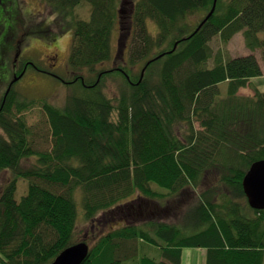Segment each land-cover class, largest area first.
Wrapping results in <instances>:
<instances>
[{"label": "trees", "instance_id": "16d2710c", "mask_svg": "<svg viewBox=\"0 0 264 264\" xmlns=\"http://www.w3.org/2000/svg\"><path fill=\"white\" fill-rule=\"evenodd\" d=\"M42 1L71 20L75 77L59 79L76 90L63 106L38 102L52 139L40 151L26 116L37 100L15 86L31 68L51 73L20 56L10 79H0L7 87L0 100V178H7L0 185V263L51 264L85 242L82 264H182L186 249L206 251V264H264V210L250 206L243 187L251 166L264 160V92L239 95L263 71L256 55L231 58L211 45L242 33L264 59V0H132L128 65L102 71L125 0ZM83 3L92 7L89 20L74 18ZM111 74L125 80L116 100L102 90ZM30 158L36 163L24 168ZM186 197L192 201L179 222L160 215ZM76 200L86 222L101 229L91 243L76 237ZM137 206L141 224L132 218Z\"/></svg>", "mask_w": 264, "mask_h": 264}, {"label": "rangeland", "instance_id": "374dc122", "mask_svg": "<svg viewBox=\"0 0 264 264\" xmlns=\"http://www.w3.org/2000/svg\"><path fill=\"white\" fill-rule=\"evenodd\" d=\"M131 6L132 4L128 3L124 5L122 8L123 10L121 9L122 16L120 19V27L119 30L117 29L114 32L112 39V58L110 61L99 65V71L116 69L118 67L124 68V66L127 67L126 65H128L129 53L133 40ZM3 9L4 10L0 11V79H10L11 71L9 67H13L12 64H14V66L21 65L19 61L23 56L36 59L43 68L51 74H54H50V76L43 75L31 68L28 73L23 75L24 77L20 81V78L17 80L18 82L15 86L17 93L21 97L37 100V104L26 112V116L28 124L33 127L36 134L38 150L43 151L42 149L51 148L52 139H47L45 136L47 127L46 117L38 106V102L40 104L41 100L47 99L56 106H63L68 97L76 90V88L60 82V77L68 81L75 77L71 72L69 64L73 45V26L70 19H62L60 16L57 17L53 9L42 0H7L3 3ZM91 12V5L83 3L74 10V18L89 20ZM147 26L149 32L153 36L158 34L159 29L154 21H147ZM262 36L264 37V35ZM211 45L215 51L219 48L225 50L231 58L248 56L251 54L256 55L261 64L263 76L251 80L247 87L239 91V95L243 97H254L256 90L264 92L263 50L259 49L252 52L248 49L242 33L236 35L226 44L221 41L220 37H215ZM142 66L141 64L136 67L134 72H140ZM12 67L11 70H13ZM81 74L88 79H93L94 76H92L88 70H84ZM12 78L15 80L14 75ZM124 82L125 80L121 75L111 74L104 79L102 90L107 96L116 100L125 89ZM225 85L226 84H223L222 86L225 87ZM6 88V85L0 84V100L4 94H6L4 91ZM196 128L199 129L198 123H196ZM0 133L2 134L1 130ZM35 163L36 159L30 158L23 162V167L29 168ZM6 180L7 178L5 176L1 177L0 185L5 183ZM25 188H27L25 181L19 183V190L17 192L18 200L21 198L22 194H24ZM79 194L81 195L80 192ZM187 199L188 197L174 199L170 204V208L166 211L161 210L160 215H164V219L168 222H179L185 211L183 206H187L192 201L189 202ZM78 202L79 222L76 237L79 240L84 239L91 243L93 236L100 232L101 229H98V224L94 225L92 222H86L84 211H82V204L80 201ZM136 210L137 214L133 215L132 218H134L136 223L141 224L140 221L137 222L136 220L138 218L142 219V208L138 210L137 206ZM98 218L101 217L99 216ZM114 225L116 226V223H114ZM101 228H103V226H101ZM105 230H108V227H106ZM140 247L142 248V252H149V254L155 256L158 254L153 250L156 248L147 245H140ZM204 252L206 251L192 249L184 250L182 264H195L196 261L198 264H205Z\"/></svg>", "mask_w": 264, "mask_h": 264}, {"label": "water", "instance_id": "95a60500", "mask_svg": "<svg viewBox=\"0 0 264 264\" xmlns=\"http://www.w3.org/2000/svg\"><path fill=\"white\" fill-rule=\"evenodd\" d=\"M243 187L250 206L264 210V160L251 166L243 180ZM88 254L89 246L81 242L63 250L51 264H82Z\"/></svg>", "mask_w": 264, "mask_h": 264}, {"label": "crops", "instance_id": "0c3cea01", "mask_svg": "<svg viewBox=\"0 0 264 264\" xmlns=\"http://www.w3.org/2000/svg\"><path fill=\"white\" fill-rule=\"evenodd\" d=\"M203 256L206 257V252L203 253ZM204 262L206 264V258H204ZM195 264H198V262L196 261Z\"/></svg>", "mask_w": 264, "mask_h": 264}, {"label": "flooded vegetation", "instance_id": "af4514ba", "mask_svg": "<svg viewBox=\"0 0 264 264\" xmlns=\"http://www.w3.org/2000/svg\"><path fill=\"white\" fill-rule=\"evenodd\" d=\"M3 3H4L3 0H1V1H0V4H3Z\"/></svg>", "mask_w": 264, "mask_h": 264}]
</instances>
